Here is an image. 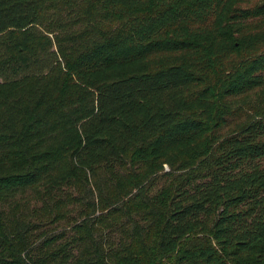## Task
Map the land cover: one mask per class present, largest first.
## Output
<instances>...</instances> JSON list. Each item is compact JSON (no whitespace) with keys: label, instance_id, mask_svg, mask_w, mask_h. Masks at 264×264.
Masks as SVG:
<instances>
[{"label":"trees","instance_id":"1","mask_svg":"<svg viewBox=\"0 0 264 264\" xmlns=\"http://www.w3.org/2000/svg\"><path fill=\"white\" fill-rule=\"evenodd\" d=\"M62 1L0 0V264H264V0Z\"/></svg>","mask_w":264,"mask_h":264},{"label":"rangeland","instance_id":"2","mask_svg":"<svg viewBox=\"0 0 264 264\" xmlns=\"http://www.w3.org/2000/svg\"><path fill=\"white\" fill-rule=\"evenodd\" d=\"M45 4L48 7V12H54L56 14L61 13L62 11L65 10V8H67V6H65L63 4L62 0H46ZM249 96H251V108H243L242 112H239L237 110H232V111H225L220 105L217 104L216 107V111H217V117L218 120H215V124L213 127H211V136L209 138V142L211 143L212 146L215 145V143L217 142V140L219 138H221L222 136L231 133L232 131H234L237 126L241 125L242 123L246 122L247 120H249V118L251 117V115L253 114H258L261 112L262 106L258 107L257 103L259 101L258 98V90H253L249 93ZM254 104V105H253ZM253 107H256V109H254ZM258 107V108H257ZM129 159V158H128ZM195 160H188V162H179L177 165H180L179 167L184 168V166L189 163V164H194ZM176 165V166H177ZM135 167H131L130 164L128 163L127 166L125 168H123V172L124 174H126L127 172H131V174L134 173V171H136V169L134 170ZM179 170H182L180 168L176 169L175 172L176 174H179ZM139 171V170H137ZM172 173L174 172V169H170L167 163H160L157 162L154 164V166L152 168L147 167V169L145 171L141 170L140 173L142 175L143 178V182H147V184H149V194L150 195H158L160 196V194L165 193L166 189L169 188L170 183H171V177L169 174L167 173ZM105 176V172H97V175L95 177V181L97 183V185L102 189L104 185L103 182V178ZM92 186V185H91ZM75 186L73 188H70V196H69V200L67 201L66 199V203H64L61 207V212L63 211H68L71 212L70 217L71 219L68 221V223H72L74 222V219L77 217V209L80 207L79 206V202L77 201V196L78 194V190H83V186L78 187ZM94 188V186H92ZM107 187V186H106ZM80 188V189H79ZM109 189L108 187L106 188V190ZM135 191V190H134ZM133 191V192H134ZM137 191V190H136ZM74 197V198H73ZM81 197V196H80ZM37 207L39 208V212L42 215H48V211L46 209H43L40 206V203H38ZM137 210H140L141 212V207L137 206ZM134 212V209H133ZM99 211H96L94 215H98ZM116 220L119 222L121 221V217L118 216L116 217ZM110 220L106 219V220H101L99 222L98 226H103L104 222L108 223ZM138 222H141L140 220H138ZM67 223V224H68ZM64 224V223H62ZM60 224V225H62ZM66 224V223H65ZM68 224V225H70ZM144 224V223H142Z\"/></svg>","mask_w":264,"mask_h":264}]
</instances>
